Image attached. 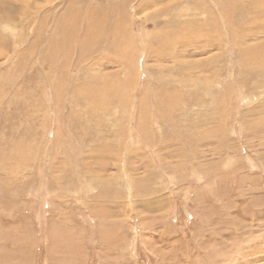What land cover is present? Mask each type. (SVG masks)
Listing matches in <instances>:
<instances>
[{
    "label": "rangeland",
    "instance_id": "rangeland-1",
    "mask_svg": "<svg viewBox=\"0 0 264 264\" xmlns=\"http://www.w3.org/2000/svg\"><path fill=\"white\" fill-rule=\"evenodd\" d=\"M0 2V264H264V0Z\"/></svg>",
    "mask_w": 264,
    "mask_h": 264
},
{
    "label": "bare ground",
    "instance_id": "bare-ground-1",
    "mask_svg": "<svg viewBox=\"0 0 264 264\" xmlns=\"http://www.w3.org/2000/svg\"><path fill=\"white\" fill-rule=\"evenodd\" d=\"M233 1V0H232ZM1 3V2H0ZM261 9V8H260ZM255 11V10H254ZM256 12H258L257 10H256ZM264 12V11H263ZM242 15V14H241ZM259 15V14H258ZM10 17V16H9ZM4 20V18L0 15V21H3ZM254 21V20H253ZM93 25V23L91 24V26ZM94 25H95V23H94ZM93 25V26H94ZM90 26V27H91ZM108 31V30H107ZM84 39V38H83ZM132 244V243H131Z\"/></svg>",
    "mask_w": 264,
    "mask_h": 264
}]
</instances>
